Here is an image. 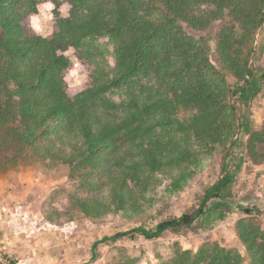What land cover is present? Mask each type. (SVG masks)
I'll return each instance as SVG.
<instances>
[{"label":"trees","instance_id":"obj_1","mask_svg":"<svg viewBox=\"0 0 264 264\" xmlns=\"http://www.w3.org/2000/svg\"><path fill=\"white\" fill-rule=\"evenodd\" d=\"M40 1L0 0V168L67 167L83 193L69 195L64 218L137 214L152 203L146 192L161 176L170 190L184 189L202 155L225 146L240 127L248 131L234 102L247 107L263 87V74L253 73L248 59L264 0H64L68 10L53 12L49 37L29 25ZM213 27L211 50L194 31ZM71 54L89 75L72 95L64 79ZM257 144H264V117L248 131L254 162L262 156ZM224 170L196 210L131 231L156 238L189 227L209 199L222 198L233 176ZM219 201L213 205L229 207ZM236 232L249 264H264V228L240 222ZM243 263L235 249L212 241L196 251L176 247L159 264Z\"/></svg>","mask_w":264,"mask_h":264},{"label":"rangeland","instance_id":"obj_2","mask_svg":"<svg viewBox=\"0 0 264 264\" xmlns=\"http://www.w3.org/2000/svg\"><path fill=\"white\" fill-rule=\"evenodd\" d=\"M67 10L64 0H58V4L41 0L37 13L28 19L29 25L49 37L56 30L53 12L62 14ZM215 31L216 27L194 32L206 37L214 50ZM99 40L112 51L107 37ZM69 58L64 79L66 90L72 95L87 85L89 75L88 67L75 54ZM211 58L214 60V55ZM107 62L114 65L111 54L107 55ZM248 62L253 73L263 74V87L247 107L234 102L238 114L245 117L249 131L258 128L264 117V22L254 34ZM113 97L118 98L117 90ZM248 131L240 127L225 146L202 155L201 163L184 189L170 190V179L161 176L160 183L146 192L152 198L149 206L137 214L120 211L105 219L82 214L64 218L69 195L83 193L78 178L70 176L65 166L47 170L38 163H21L0 168V264H123L130 260L133 264H159L168 260L176 247L196 251L201 244L212 241L232 247L243 257V264H249L236 227L241 222L264 228V144H257L262 156L256 158L259 162H254L247 152ZM224 168L233 172V176L227 189H222V198L209 199L204 213L189 227L179 232L165 230L156 238L131 231L137 226L153 229L162 219L196 210L204 189L224 174ZM217 200L229 207L214 206ZM242 208H250L251 212L245 213ZM126 230L130 232L127 235L100 240L105 235Z\"/></svg>","mask_w":264,"mask_h":264}]
</instances>
